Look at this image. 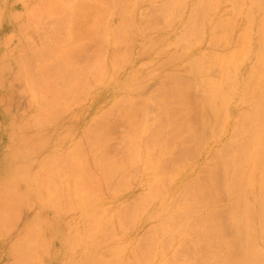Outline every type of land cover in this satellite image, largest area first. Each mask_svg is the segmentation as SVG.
Listing matches in <instances>:
<instances>
[{"label":"rangeland","instance_id":"374dc122","mask_svg":"<svg viewBox=\"0 0 264 264\" xmlns=\"http://www.w3.org/2000/svg\"><path fill=\"white\" fill-rule=\"evenodd\" d=\"M47 1H49V0H47ZM51 1H52V4L49 5L50 8H52L51 7L52 5L55 6L54 5L55 1H57V3H59V5L61 7H64L66 4V7H67V8L65 7L66 12H68V11L70 12V10L67 11L68 7H70V9H72L71 10L72 13H75V10L76 11L81 10V12H82L81 14H83V15H81V14H78V15L80 16V19H82L84 16V19L81 20V21H83L82 22L83 25L79 20L80 25H79V23L77 24V25H79V26H77L79 28H77L75 26L76 30H78L79 32L75 30L73 25H71V24L75 23L76 20H75V22H71V24H70L71 26H69V30L71 29V27L74 28L75 32H73V33L77 34V32H78L79 34H77V35L79 36V38H82L81 39L82 41L78 37L75 38V41H77L76 39H78L77 42L73 41L75 45L71 44V43H73L72 41H69V44H67L68 41L67 42L64 41V40H66L65 39L66 36H70V38H71V35H73V34L68 35V33L70 31L67 29L68 25H65L64 23H63V25H65L67 27L66 31L68 30V33L65 32V29H64L65 27H63V29H59V27H57V25L55 23L59 24V22L61 21L60 8H59V10L56 9L57 12L54 13L55 16H58V14H60V17L58 16V18H60V19L57 18V20H56V17L55 18H53V16L49 17L48 16L49 14L47 13V9L43 10L44 7L46 6L45 5L43 7V5L45 4L44 3L45 0H0V14H1L0 15V189H1L0 190V231H1L0 232V264H24V263L25 264H40V263L41 264H84V258H85L84 255H85V252L87 250H96L98 255L101 254L102 252H104L103 254H101L103 257L102 256H100V257L107 259V260H111L112 258L114 259V253L112 252L113 246H117V247L122 249L121 250L122 251L121 264H134V263L135 264H159L164 259L167 260L168 264H173L174 261H177V262H174V264H201V262L204 260L203 258H206L207 253H208V252L207 253L205 252L206 257L205 256L203 257L202 253H204L203 252L204 248H202V247H204V245H205L206 248H208L206 243H208L207 241L210 239L209 238L210 235L209 236L207 235V237H205L206 236L205 235L206 229H204L205 233L203 234V228L205 225L202 226V224H206L207 219L206 218L204 219V217L201 216L202 219H204L205 223H202L201 227H198V230H196L197 228H196L195 220H192L191 224H188V225H189V227L193 225L192 226L193 231L189 230L190 232H187V231L184 232V234L186 233L185 235L176 236L174 238L173 245H171L169 248L162 247V246H164L163 242L167 239V234H165V236H164V233L157 232L155 228H156L157 224H159L162 221V217H165L168 215V212L166 211V213L164 215H161V217L156 218V219H151L149 217L152 213H157L158 208H159L158 201L155 198H153L152 196H150L151 192H152V186H154V184H155L157 186V188H159L161 190H171V187L173 185L171 183V181L173 179L172 176L178 175L182 171H186L188 173V171L191 169H194V171H195L192 178L198 176L197 178L198 179L200 178L199 181L202 180L201 182H203V185H204V181L206 180L207 175L211 174L210 169H207V167L211 168L212 167L211 165L214 163V160H213L214 159V156H213L214 152L219 150L222 147V145L230 139L231 132L227 128H224L223 131L220 130L219 128H217V130H215L216 128L214 130L208 129L206 132L207 133L206 138L208 140L206 139L205 140L206 143L203 144V147L197 148L198 150L196 148H194L195 144H193V143L191 144V142L189 144L185 141V139L187 138V133H184L185 135L183 136V138L181 140H179V141L172 140L170 142V144H168L167 146H162L163 143L160 145V147L162 146V148L164 147L166 150L165 151L166 155H164L165 157L162 160V158H160V156H159L160 153H162L161 152L162 148H160L159 145L157 146V144H156V146H155V144L153 143L154 145L152 147L155 150V152H153L154 150L152 149L150 151V153H151L150 154L148 152V148H147L148 146L145 142V138L141 141L140 146H134L131 143L130 139L133 137V134L131 135V133L135 129L133 128V124L129 120H127V118H128V116H127L128 111L127 110L130 109V108H128V106H130L129 105L130 99H131L130 103L135 102L137 105H140V106L143 105L144 103H146L145 100L148 101L149 99H152V100L153 99L154 100L159 99V98H156V96L154 94L159 89H162L164 87L165 88H169V86L173 87L174 82H172L173 80H171L170 78H172V76H175V74H177V76H182L186 79H194V76L192 75L190 69L188 68L189 64L187 63L188 61L190 62L191 59L197 58V57L199 58L202 56L203 57L204 56L210 57L211 55H214L216 53H218L219 55H223V54L228 52L229 48H223V47L221 48L220 46H215V45L213 47L212 45H210L213 43L212 39H211V41H209V39L212 37V35L210 34V32H206V31L204 33H202L203 31L201 32V37H200V34H198V37H195L192 40L193 47H189L188 44H187V46H185L186 44L184 42L180 41L181 36L184 35L185 26L188 24V20H189L188 16L191 14V10L194 7L193 4H194L195 0H186V1L183 0L182 8L185 7L183 9V11L181 8V10H180L181 12H179L178 16L176 15V16H174V18L170 17L167 19H166L167 16H164V13L166 11L165 7H164V3H166L168 0H142V1L141 0H129L128 2H126L124 4L121 3V4H123L124 9H126V7H127L128 9L131 10V11L129 10V13L123 11L122 10L123 7L121 9V7L119 8L118 6H115V9L117 7V10L113 9L112 11H110V9H112L113 7H111L108 11H105V12L97 10V11H99V13H101L102 16L105 14L109 15L105 18L106 21L104 23H106V24H103L104 26L106 25V27L109 29L108 35L105 37L104 42L102 41L103 39L102 40L99 39L96 41V40H92L90 38H88V39L85 38L86 36H85L84 32L86 31L85 29H87V28L84 27L85 26L84 23L87 21V19L90 17V15H91V17H93L92 15L95 13L94 12L95 10H93V9H97L96 8L97 4L101 3V7H104V10H107V7L103 6V4L105 2H102L101 0L100 1L99 0H95V1L94 0H90V1L88 0L89 2L87 0H83V1L82 0L81 1H79V0H72V1L71 0H50V2ZM84 1H85L84 7L81 5L82 3L80 4V6H79V4L77 6H73V2L75 4H77L79 2H84ZM104 1H106V0H104ZM113 1H114V3L118 4L119 0H113ZM132 1H134V2H132ZM68 2H70V3H68ZM86 2H88L89 4L90 3H92V4L89 6H86V5H88V4H86ZM185 2H186V4H185ZM41 3H42V6H41ZM93 3H95L96 5H93ZM69 4H72V5H69ZM112 4H113V2H112ZM121 4H120V6H122ZM98 6H100V5H98ZM162 6L164 7V9ZM105 7H106V9H105ZM47 8H48V6H47ZM86 9H88V10H86ZM134 9H136V10L134 11ZM174 9L175 8H172L171 11H173ZM176 9H177V7H176ZM227 9H229V11ZM159 10H161L162 12ZM61 11H63L62 8H61ZM97 11H96V13H98ZM126 11H128V10H126ZM66 12H64L65 15L66 14L69 15V17L71 14V17L69 19L73 18L72 13L68 14L69 12L68 13H66ZM79 12H76L75 14H77ZM87 12H89V13H87ZM119 12L123 13V15L128 13L127 14L128 16L127 15L126 16L129 19L135 18L134 21L132 20L133 22H135L134 23L135 25L133 26L135 29L133 27H126L125 35L128 36L126 38L127 41H125L126 43L124 42L123 44H121V46L114 47L115 45L113 46V44H111V43L117 40L116 33L120 30V28L123 26V24L127 23L126 18H123V16L119 17L121 14L118 17L122 20H120L117 17ZM223 12L224 13L226 12L225 15ZM42 13H47V15L42 14ZM56 13H57V15H56ZM99 13H98V15H99ZM220 13H221V15L219 17L218 15ZM75 14H74V17L77 16V18H78L79 16L78 15L75 16ZM229 14H230V8L226 4V5H223L221 10L218 11L217 17L223 18L225 16L227 17ZM66 16L63 15V19ZM146 16H147V18H146ZM91 17H90V20H88V21H91V19H92ZM104 17H102V18L104 19ZM98 19H96V20H98ZM41 20L44 22H42ZM99 20L97 22H99ZM125 20H126V23H124ZM171 20H172V22H171ZM37 21H38V24L36 23ZM154 21H155V23H154ZM161 21H162V23H161ZM62 22H64V21H62ZM94 22H96V21H94ZM68 24H69V22H68ZM89 24L90 23L88 22L87 25H89ZM165 24H166V26H165ZM59 25L61 28L62 24H59ZM90 25H89V27L88 26H86V27H88V29H90ZM100 25L103 26L102 24H100ZM26 26H28V28ZM146 26H149V28ZM56 27L58 28L59 31L57 29H55ZM147 28H148V30H147ZM133 29L135 30V32H133ZM81 34L82 35L84 34V36L80 37ZM202 34L204 35V37H202L203 36ZM9 35H10V37H9ZM106 38L108 41L106 40ZM159 39H160L159 44H156ZM165 40H166V42H165ZM105 41L107 43H105ZM174 41H176L177 46L175 45ZM161 42H162V44H160ZM163 42L165 44L168 43L167 46L165 44H163ZM86 43H88L89 45ZM68 45H70L69 47H71L72 49L69 48ZM173 45H175V46H173ZM192 45H190V46H192ZM57 46H59L60 48H62V46H63L65 50H67V47H68L69 50H72V51L75 50V47L77 48V51H79V53L77 51H75V52H77V55L79 54L78 55L79 59L77 58L78 56L76 57V55H74L75 58L74 57L73 58L76 60L71 61L72 64H74L76 66V67L73 66V69L75 67V70L78 68L80 69L83 67V65H88V64L90 65V67H92L94 64L99 63L97 61H100V63H101V74H100V70L96 71V74H94L93 76H92L93 73H91L92 77H90V78H88V80H86V88H83L81 91H79L81 93H76L73 96H71L72 97V98L70 97L71 99H69V97H67V99L65 100V97L62 96V92L60 93V90L62 91V88L59 89V91H58L57 86H59V87H60V85H61V87L66 86V85H64L65 83L60 84L61 83L60 81L65 79V74H67V75L69 74V72H68L69 66L67 69L63 68L64 71H62L63 70L62 69L61 70L62 72H60V70L57 71V69L56 70L53 69L55 67L56 62H57V64L59 63V65H57V66L61 65L63 67V64H66V61H64V60L61 61L59 59L60 57H56V56L52 55V54H54V53H52L53 48H55ZM184 46L187 48H185ZM43 47H44V49H43ZM86 47H88V48H86ZM182 47H183V49H182ZM41 49H43L44 52ZM47 49H50L51 51L48 50V52H47ZM118 49L122 52H120ZM69 50H68V52L70 54ZM40 52H43V53L46 52L48 54H44V55L42 54V57H41V54H39ZM147 52H148V54H147ZM155 52H157V53H155ZM118 53L120 54L119 56L121 57V59L119 60L120 62L118 61L119 65H117ZM179 53H181V54H179ZM55 54L59 55L58 52H56V51H55ZM124 54H125V56H124ZM21 55L22 56L24 55V56L20 57ZM94 55H96V56H94ZM4 56H5V58L3 61L1 59ZM80 58H81V60H80ZM82 58H83V61H82ZM39 60H40V62H39ZM70 60H72V59H70ZM77 60H78V62H77ZM59 61L62 62V64ZM90 61L91 62L95 61V62L91 63ZM17 62H18V64H17ZM86 62L88 64H86ZM113 62L115 63V65ZM5 63L7 65H5ZM39 63L45 65L44 67L46 69H44L43 65H40ZM251 63L252 62L249 59L242 62L240 69H239V72H238V76L240 79H242L246 76V74L248 73V70L251 66ZM80 64L82 65L81 67H80ZM67 65H65V66H67ZM120 65H122V66H120ZM245 65H246V68H245ZM57 66H56V68H58ZM61 66H60V68H61ZM6 67H7V69H6ZM2 68H3V70H2ZM41 68H43L42 69L43 72L40 70ZM83 68H85V67H83ZM243 68H244V70H243ZM30 70H31V72H29ZM44 70H47V71H46V74H44L45 77L43 76V78H44L43 79L41 74L45 72ZM66 70L68 73L65 72ZM75 70H73V71H75ZM54 71H55V73H54ZM139 71H141L142 73H139V75L137 76V79L139 78L141 80L142 87L137 90L135 87H138L139 83L134 82V86L132 87L131 77L134 76L136 73L138 74ZM241 72H245V73L242 74ZM22 73L24 75H22ZM53 73H54V76L56 74L58 75V77H56V76H55L56 78L54 77L53 81H55V83H56V81L59 79L60 83L58 85V81H57V83H56L57 86H55L52 83V85H51L52 87L49 86L50 85V83H49V85H48L49 86L48 87L49 93L46 91L44 96H45L46 100H48V101L50 100L49 101V103H50L52 100H54V95L51 93V91L56 90L60 94V97L62 96V98H64L63 101H62V99L59 98L60 103H63L62 104L63 106L60 104L62 107L61 108L59 107L58 111H56L57 109H55V110L53 109L54 111H51L48 108L42 107L43 106L42 102H41L42 98L40 97L39 94L35 93V91H34L37 87H35V86L33 87L31 85V83L33 85H35V84H43L44 85V82H46V84H47V82L49 80L48 76L53 77ZM63 73H64V78L62 79L61 76ZM97 74L99 76H101V78L98 77ZM165 74H166V76H165ZM86 77L84 75V77L82 79H84ZM97 77H98V79H97ZM148 77H151V78H149L150 80L148 79ZM99 78L101 80H99ZM36 79H38V80H36ZM46 79H47V81H46ZM50 79H52V78H50ZM89 79L92 82L89 81ZM29 80L31 81V83ZM63 82H66V80H63ZM167 82L168 83L170 82V83L168 84ZM137 84H138V86H137ZM145 84L148 86H147V88L144 89L143 87ZM30 85L33 87V89L30 88ZM166 85H168V87ZM24 86H26V87H24ZM87 87H89V89H87ZM25 88L27 89V91ZM142 89H144L145 91ZM168 90H170V89H168ZM171 90H173V89L171 88ZM199 90L200 89L199 88L197 89V87L192 88L191 89L192 94L191 93H190L191 95L189 94L190 97L188 96V98H187V96L185 95V97L187 98V99H185V101L188 102V103L185 102V104H182L183 101L179 102L181 99L179 97H176V96H180L178 93H176V95L173 96L172 94H175V92H171L172 97L168 96L169 98L166 97L167 99H165L163 97L164 95H162L163 98H161L160 100L162 101V99H163V100H165L164 102H166L165 104L163 103V101L161 102L164 104V106L162 105V108H165V105H167L168 109L169 108L171 109L172 107H175V105H177V107H178L180 105L179 103H181L186 110V113L183 112L184 116L186 114L187 115L186 118H189L190 122L192 120H194V122L192 121L191 123L185 122L186 120L184 121V123L183 122H181V123L182 124H186V123L191 124L192 128H193L194 124H192V123L198 124L199 119H200V115H201L200 113L198 114V112H200L199 107H200V99H201V93H200L201 90L200 91ZM188 91L190 92V89ZM188 91H186V93H189ZM33 93H35L37 95L35 96ZM152 93H154V94H152ZM196 93H198V94L196 95ZM166 94L170 95L169 92ZM37 96H39V98L41 100L36 99L35 97H37ZM154 96H155V98H153ZM182 97H184V96L182 95ZM59 100H57V101H59ZM152 100H150V103ZM143 101H144L143 104L139 103V102H143ZM158 101L155 100L154 104L158 105L160 103V101L159 102ZM196 102H197V104H196ZM29 103L31 106L29 105ZM124 103H126V104H124ZM58 104H59V102H58ZM58 104H57V106H58ZM151 104H153V103H151ZM169 106H171V107H169ZM230 106H231V108H230L231 110H234L235 108L236 109L237 108L238 109L244 108L242 105H239L237 103V101H235V100L233 102H231ZM180 107L177 108L176 114H179L182 111V109H180ZM125 108H126V110H125ZM159 108H154L151 110V112L149 114L150 116H148L150 118H148V120L150 119V120H152V122L149 121V123H148V121H147V123L149 125L151 123H154L153 118H155V117L157 119L159 118L157 116H154V114L159 115V113H158ZM181 108H183V107H181ZM67 109H69V110H67ZM165 109H167V107ZM178 109L180 111L179 113H178ZM47 110H50L51 113L54 112L53 114L58 112L55 115L57 117L59 116L58 118H56L57 120L54 119L52 122L47 121V119H45V118H48V114L50 113V111L48 112ZM174 110H176V108H174ZM41 111H42V118L44 119V123H42L43 125L37 122L38 117H40ZM171 112H172L171 115L173 117L168 115V117L164 116L165 117L164 118L162 115H160L161 117L159 118V120L162 119V117L167 121L169 120V116L173 118V120H172L173 122L169 121V123H168L169 126H172V128L170 129V132H171V136L173 137L176 135V129L178 126V120H179L180 114L177 118H175L176 117V116L174 117L175 111L174 112L171 111ZM171 112H168L167 114H170ZM62 113H65L66 116H64L65 114H62ZM183 113H182V116H183ZM50 114H49V116H51ZM197 115H199V116H197ZM51 117H53V116H51ZM197 117H198V119H197ZM182 118L184 120L185 117H182ZM26 119H29V120H26ZM170 120H171V118H170ZM189 120L187 119L188 122H189ZM161 123H163V122H161ZM171 123H173V125H170ZM129 130H131V131H129ZM51 133H53V134H51ZM189 135H190V133H189ZM88 136H89V138H87ZM144 137H146V135ZM61 138H63L64 143H63ZM84 138L87 139V141L83 142L85 140ZM124 138L127 141H125ZM42 140H44V141H42ZM100 140H103V141H101V143L103 142L102 144L100 143ZM31 141H33L34 143ZM47 141H49V142L47 143ZM149 141H150V138H149ZM154 141L152 139V142H154ZM157 141L158 140H156V143H157ZM39 142H40L41 149L39 146ZM127 142L131 144V145L129 144L131 147L133 146L132 149L134 150V152L130 151L129 148H131V147L128 145ZM84 143H86V144H84ZM150 143H151V141H150ZM158 143L160 144V141ZM171 143H173V144L171 145ZM208 144H210L209 150L211 149V151L208 150V148H207L208 146L205 147ZM32 145L33 146L35 145L36 148H34ZM37 145L39 147H37ZM77 145L79 148L76 147ZM151 145H152V143H151ZM126 146L127 147L129 146V148H127ZM26 147H28V148H26ZM166 147H167V149H166ZM74 148H75V150H72ZM134 148H136V149H134ZM21 149H22V151H21ZM77 149L80 151L81 158H82V160L84 159L83 162L87 166V167H85L84 170H80L77 166L76 167L73 166L71 168V166L69 165V162L67 161V157H69V155H70V157H72V155H73V157L74 156L76 157V155H74V154H76ZM188 149H190V150H188ZM191 149H192V151H194V149H195V151L191 152ZM30 151L31 152L33 151V152L31 153ZM135 151H137V152H135ZM185 154H187V155H185ZM28 155H30V157ZM188 155H189V157H188ZM65 156H66V161H65ZM99 156L102 159V162H103L102 165L103 166L108 165L111 167V169H113V175L111 177L109 176L110 178L108 176L106 178L105 177L106 175L104 173H102L103 167L100 166L101 164H100V160H99L100 157ZM129 156L134 157L133 159H137L136 162L139 160V162H140V163L138 162L139 165L137 163L134 164L135 161H133V163H129V162H131L130 160H128ZM211 156H213V158ZM60 157H62V158L64 157L65 162H61V161L59 162ZM75 157H74V159H75ZM98 157H99V159H98ZM72 158H70V159H72ZM105 158H107V159H105ZM89 159L92 160L93 162L91 161V163H90ZM85 160L88 162H86ZM127 160H128V162H127ZM151 160H152V162H150ZM62 161H63V159H62ZM146 161L147 162L149 161V162L146 163ZM162 161H164V162H162ZM54 162H56V163H54ZM112 162H113V164H112ZM87 163H89V164H87ZM54 164H56V167H55V169H53L54 170L53 173H47V174L44 173L45 175L44 174L43 175L45 176V178H43V177L39 178V180L40 179L45 180V185L41 186V183L38 181L36 176H38V175L42 176L43 171L46 172V170H47L46 168L48 166L54 165ZM118 164H120L121 166ZM117 165H118V168H117ZM159 165H160V168H159ZM18 166H26V168L23 171H18V173H17L16 168ZM76 169H77V172L79 171V174L76 173V171H75ZM135 170L138 171V173ZM163 170H164V172H163ZM35 172H37V174L39 172L40 173L38 175H35L36 174ZM55 172L57 175L54 174ZM84 172H85V174H84ZM81 173H83V174H81ZM114 173H115V176H114ZM46 175H48L49 177L48 176L46 177ZM79 175H81V176H79ZM89 175L92 176V178ZM101 175H104V177L106 179L102 178L103 176L101 177ZM117 175H118V177L116 179ZM15 176H17L18 178L21 176L20 178L22 179V181H21L22 183L20 182V180H21L20 178H19V181H16L17 183L19 182V184H17L16 182H12V179ZM99 176H100V179H99ZM121 176H123V178H119ZM189 178H191V177H189ZM108 179H110V180H108ZM36 180H37V182H36ZM80 180H81V182H80ZM82 180L83 181L86 180L85 182L89 181V183H87V185L90 183H93V181L96 182V184H94L95 183L94 182L93 183L94 185L92 184L93 186H90L91 188L89 187V185L87 186L90 189V191H92V193H93V194L91 193L92 197H91V201L89 203L92 206L88 208L89 209L88 213L86 212V210H85L86 208L84 207L83 202H82L83 198H82L81 194L84 196L83 192L81 191L80 195H75V194H72V192H71L72 187H74L76 184L78 185L79 183H82V184L84 183V182H82ZM74 182H76V183H74ZM182 182H183L182 178L180 180L178 179L177 184H182ZM206 183H207V181H205V185H206ZM54 184H56V185H54ZM29 185H31V186H29ZM203 185L201 183L202 187H203ZM50 186L56 187V189H55V191H57L56 197H57L59 203H54V201L50 199V194L55 192V191H53L54 190L53 188L49 189ZM182 186H185L184 183L180 187H182ZM14 187L16 189H14ZM205 187H203L204 189L202 192V197L207 196L208 193H206V192H209V188L207 189ZM175 188L178 189L179 186L178 187H172V189H175ZM49 190H50V192H48ZM210 190L212 191L213 189L211 188ZM21 192H23V193H21ZM25 192H27L28 194ZM8 193H9V196L7 195ZM10 193H11V195H10ZM59 193H60V196H59ZM16 194H18V196H16ZM190 194H192V193H190ZM217 194L219 195V192ZM13 195H15V196L13 197V200H12L11 196H13ZM20 195H22V196H20ZM187 195L188 196L186 198L184 197V199L186 201H188L187 198H191V196L189 194H187ZM199 195H200L199 198H197V196H196V198L198 200L195 198V196H194V198L196 199L195 200L196 202L199 201L198 203H200L201 206L198 204H195L194 203L195 201L194 202L192 200L191 201L195 204V206L198 205L200 208L202 206H204L203 207L204 212L201 214H205V211H207V208H208V211H210V212L206 213L207 215H205V217L207 216V218L209 216H211L214 208H217V209H215V211L217 212V210L219 211V209H221V210L225 209L229 205L228 196H226V194L224 192H221L217 198L214 197V199L211 200L210 204L211 203L213 204V202L215 204V205H213L214 207H212V205H210L211 207L209 206L212 210L211 211L208 206H206L207 208L205 209V205L208 204V203H205L206 197H204V200H203V198L201 197V194H199ZM25 196H26V200H25ZM5 197H6V199L8 197H10L11 201H14L13 203L11 202V205L13 204L11 207H13L14 204H16L17 206L18 205L20 206V208H18L19 206L17 207L15 205L16 208L20 209L19 212H18V209H16L15 207L11 208L8 206L10 204V202H9L10 198H9V200L6 201ZM15 197H16V199H14ZM18 197H20V198L17 199ZM52 197L54 198L55 196H52ZM74 197H75V199H74ZM180 197H182V196H180ZM72 198H73V200H72ZM207 198H206V200H209ZM191 199H193V197ZM186 201H185V203L188 205L190 201H188V203ZM3 202H4V206H3ZM20 202H21V204H19ZM25 203L26 204L28 203V204L26 205ZM204 203H205V205H204ZM6 205L8 207H6ZM22 205H24L23 207L25 209H23ZM1 206L3 208H6L3 210L5 215H3V212H1L3 209V208L1 209ZM188 206H190V204ZM191 206H190V208H192ZM195 206H194V209L195 210L197 209L196 212L199 211L200 210V209H198L199 207L197 206L198 208H196ZM7 208L8 209L10 208L12 212L10 210H7ZM121 208H122V210H121ZM173 209H175V208L172 205L171 210H173ZM8 211H10V212H8ZM15 211H17L18 213H16ZM222 211H224V210H222ZM10 213H12L14 216L12 214L10 215ZM89 214H94L95 216L97 214V219L95 218V222L93 219H91L89 217L90 216ZM115 214H117V215H115ZM140 214H141V216H140ZM221 214H222V216H220L221 217V220H220L219 215H221ZM6 215H7V217L12 216L11 217L12 219L14 217L15 218L12 221L11 218L10 219L6 218ZM16 215H17V217H16ZM87 215H89V216H87ZM195 215H196L195 216V218H196L197 215H199V214H195ZM200 215H199V217H197L198 219L200 218ZM219 215H215L218 218H216L215 222L213 221V223L208 222L209 225H207V227L213 226V224H217L216 223L217 221H218L219 225H222V222H224V221L226 222V217L224 216V214L219 213ZM2 216H3V218H2ZM4 216H5V218H4ZM86 217H88V219L90 218L89 219L90 221L88 223H86V221H88V219ZM222 217H224V218H222ZM99 218H100V220L98 222H96V220H98ZM125 218L127 220H125ZM133 218H135V220ZM5 219H7V221L9 220L11 223L8 221V225H7V221ZM104 219L107 221H105ZM217 219H219L221 222ZM46 220L49 221L48 224H45V223H47ZM92 220H93V225H95V227L90 225V224H92ZM119 220H121V221H119ZM109 221H110V223L111 222L112 223L109 224L108 223ZM124 221H126L127 223ZM204 221H202V222H204ZM104 222H105V224L103 225ZM76 223L78 225H76ZM107 223L109 226L107 225ZM134 223H135V225H134ZM199 223H201V222H199ZM38 224L40 226H37ZM198 224H197V226H199ZM11 225H13L16 228L11 229L13 227ZM44 225H46V226H44ZM47 225H48V227H47ZM87 225L90 227V230H89L90 233L87 230L88 235L87 234L85 235L84 231H86L85 229L88 228ZM153 225H156V226H153ZM106 226H107V228L105 230L106 232L101 233L102 231H104L103 228ZM4 227H6V228L4 229ZM108 228H110V229H108ZM122 228L126 229V230H123ZM187 228H188V226H187ZM199 228H202V231ZM205 228H206V226H205ZM41 229H42V231H41ZM92 229H94V231ZM114 229H116L117 231ZM25 231H26V233H25ZM30 231H32V233H33L32 237L34 238V241H35L34 242L35 245L33 248H36L35 254H36V256H38V258H36V257L30 258V256L28 255L29 250L27 251V248H28L27 244H23L26 236L28 235V233ZM43 231H44V233H42ZM195 231H197V232H195ZM150 232L155 234L153 236L156 238H154L153 240L151 239L152 235L150 234ZM2 233H4V235ZM227 233H228L227 237L233 236L232 230L226 229L224 231V234H227ZM22 234H24V235H22ZM157 234H159L160 236L158 237ZM162 235H163V238H162ZM202 235H205V236H202ZM82 237H84V238H82ZM102 238L104 240L105 239H107V240L104 241ZM75 239L76 240L78 239L79 241H76V242H79V243H76L74 241ZM100 239H102V241H100ZM150 239L152 240V242H150L151 241ZM16 240H18V242ZM68 240H70V241H68ZM205 240H207V241H205ZM47 241H49L50 243ZM70 242L72 243V246H71ZM186 242L188 243V245ZM195 242L197 244H199V247H201V250L199 252H198V250L200 248L198 247V245H196L198 249L196 248V246L194 245ZM44 243L46 244V246ZM47 243L50 244V247H49V245H47ZM94 243L97 244V247H96V244H94ZM98 243L100 244V246ZM139 244H141V245H139ZM18 245L20 246L19 248L22 247L23 250L17 248ZM142 245L145 247L142 248L141 247ZM147 245L149 248L147 247ZM181 245H183V246L181 247ZM151 246H152V248H151ZM193 246H195V247H193ZM23 247H27V248L25 249ZM106 249H109V250H106ZM160 249H162V250H160ZM196 249H197V251H196ZM134 250L135 251L137 250L135 252V253H137L136 256H134V254H133ZM166 250H167V252H166ZM206 250L208 251V249H206ZM145 251L147 253H145ZM12 252H17V253L12 255ZM141 252H143V253H141ZM197 252L201 255H199ZM20 253L23 254L22 257L20 255ZM128 253L131 255H129ZM199 256H200V258H199ZM142 258L143 259L145 258V260H143ZM152 259H153V261H151ZM198 259H200V260H198ZM201 259H203V260H201ZM19 260H21V262H23V263H21ZM140 260H141V262H140ZM15 261H17V262H15ZM18 261H19V263H18ZM33 261H35V262H33Z\"/></svg>","mask_w":264,"mask_h":264},{"label":"bare ground","instance_id":"6f19581e","mask_svg":"<svg viewBox=\"0 0 264 264\" xmlns=\"http://www.w3.org/2000/svg\"><path fill=\"white\" fill-rule=\"evenodd\" d=\"M72 1V0H71ZM81 1V0H79ZM83 1V0H82ZM88 1V0H87ZM90 1V0H89ZM88 1V2H89ZM95 1V0H94ZM100 1V0H99ZM102 2H105L103 4V6H106L107 7V10H104V7H101V3L97 4L96 8L97 9H93L95 10L94 14L92 15L93 17H90L92 18L91 21H88L90 20V17L87 19V23L85 24L84 23V27L87 28L85 29L86 31L84 32L85 33V38H90L92 40H99V39H103L102 41L104 42L105 40V37L108 35V28L106 27V25L104 26L103 24H106L104 23L106 20L105 18L109 15H101V13H99V11H102V12H105V11H108L111 7H113L112 9H110V11H112L113 9H115V6H118L119 8L123 7V4L128 2L129 0H119L118 1V4L117 3H114L113 0H101ZM113 4H112V2ZM142 1V0H141ZM168 0L166 3H164V7H165V13H164V16H167V18H170V17H173L174 16H178L179 12H181V8H182V3H183V0ZM186 1V0H185ZM49 2V3H48ZM86 2V6H89L91 5L92 3H88ZM134 2V1H132ZM146 2V1H145ZM45 4L43 5L44 9H47V13L49 14L48 16L55 18L56 17V20L58 18V16L60 17V14H61V21L59 22V24H62L61 25V28H60V25L55 23L57 25V27H59V29H63V27H65V32L68 33V30H69V26L73 25V27L75 28L76 30V27L80 25V22L82 23L83 21H81L82 19H84V16L82 19H80V16L78 14H81V10L79 11H76L75 10V13L76 12H79L77 14L75 13H72V9H70V7H68L67 11L70 10V12H66V4L64 7H61L59 5V3H57V1H55V6H51L52 8L49 7V5L52 4V1L50 2L45 0L44 2ZM70 3V2H68ZM82 3V4H81ZM122 6H120V4ZM73 2V6H77L80 4L84 7L85 5V1L84 2H79L77 4H75ZM109 6H108V5ZM116 4V5H115ZM129 4V3H128ZM186 4V2H185ZM228 5L229 8H230V14L226 17H223V18H218L217 17V13L219 10H221L222 6L223 5ZM58 5V6H57ZM69 5H72V4H69ZM93 5H96L95 3H93ZM100 5V6H98ZM194 7L192 8L191 10V14L188 16L189 20H188V24L185 26V32H184V35L181 36L180 38V41L184 42L187 46V44L189 45V47H193L192 45V40L195 38V37H198V34H200V37H201V32L204 33L205 31L206 32H210V34L212 35V37L209 39V41H213L212 45L214 47L215 46H220L221 48H229L228 49V52L223 54V55H219L218 53L214 54V55H209L210 57H207V56H202V57H197V58H193L190 60V62L188 61L187 63L189 64V69L192 73V75L194 76V79H186L182 76H177V74H175V76H172V78H170L171 80H173L172 82H174V88L169 86V88H162V89H159L155 94L156 98H159V99H155V100H159L160 103L163 101V103L165 104L166 102H164L165 100L162 99V101L160 100L161 98H165L167 99L166 97L168 96H171L172 95H176V93H178L180 96H176V97H179L181 100L179 102H182V104H185V99L188 98V96L190 97V95L192 94L191 92V89L194 88V87H197V89L199 88L200 90V93H201V99H200V112H198V114L200 113V119H199V122L198 124H195V123H192L194 124L193 128H192V125L191 124H187V123H191L192 121L194 122V120H192L191 118V122L189 120V118H186L187 115L185 114L184 116V113H186V110L184 108V106L181 104V103H177L179 106L177 107V105H175V107H172L170 110L168 109V106L165 105V108L167 107V109L165 108H162V105L164 106L163 103H159L158 105L157 104H154L155 103V100L153 99H149L148 101H146V103L143 102H139L140 104H143V105H137L135 102H131V99H130V102H129V105L128 108H130L129 110H127V120H129L132 124H133V128L135 130L132 131L131 135L133 134V137L130 139L131 143L134 145V146H140L141 144V141L145 138V142L147 144V148H148V152L150 153V151L153 149V145L157 144V146L160 145L163 143H165L164 145L162 144V146H167L168 144H170V142L172 140H181L183 138V136L185 135L184 133H187V138L185 139V141L187 143L191 144H195L194 145V148H201L203 147V144H205V140L207 139L206 138V132L208 129H211V130H217V128H219L220 130H224V128H227L230 132H231V137L230 139L225 142L222 147L215 151L213 156H214V163L211 165L212 167L209 168L207 167V169H210L211 171V174H208L207 177H206V180L207 183L205 185V181H204V186L203 185V182L199 181V179L197 177H193L192 176L194 175L195 171L194 169H191L188 171V173L186 171H182L181 173H179L178 175H175V176H172L173 179L171 181V183L173 184L172 187H178V189H172L171 187V190H161L159 188H157V186L154 184V186H152V192H151V195L153 198H155L157 201H158V205H159V208H158V211L157 213H152L149 217L151 219H156V218H159L161 217V215H164L166 213V211L168 212V215L165 216V217H162V221L156 225H153V226H156V231L157 232H162L164 233V236L165 234H167V239L163 242V245L162 247L164 248H169L171 245H173V242H174V238L176 236H180V235H185L184 232H190L192 230V226L189 227L188 224H191L192 220H195V223H196V230H198V227H201V224L202 223H205L204 219L206 218V224H202V226H204L203 228V234L205 233V235H202V236H205L207 237V235L209 236V240H205L207 241L208 243H206L207 247L204 245V250L202 253V256L206 257V253H207V257L206 258H203L201 260H203L201 262V264H264V0H195L194 1ZM192 5V6H193ZM41 6H42V3H41ZM48 6V8H47ZM58 8H57V7ZM60 6V7H59ZM129 6V5H128ZM177 9H176V7ZM55 7V8H54ZM66 7V8H65ZM105 7V9H106ZM130 7V6H129ZM154 7V6H153ZM163 7V6H162ZM161 7V8H162ZM163 7V9H164ZM60 8V14H58V16H55V12H57V10H59ZM61 8L63 11H61ZM87 8V7H86ZM118 8V9H119ZM160 8V7H159ZM172 8H175L173 11H171ZM185 8V7H184ZM182 8V11L183 9ZM57 9V10H56ZM65 9V10H64ZM90 9V8H89ZM155 9V8H154ZM162 9V10H163ZM88 10V9H86ZM91 10V9H90ZM92 10V11H93ZM99 10V11H97ZM117 10V7L116 9ZM123 11L125 12H128L129 13V10L127 7L126 9H122ZM128 10V11H126ZM136 9H134L135 11ZM177 10V11H176ZM225 10V9H224ZM229 11V9H227ZM96 11L99 13H96ZM131 11V10H130ZM133 11V10H132ZM161 11V10H159ZM223 11V10H222ZM43 12V11H42ZM45 12V11H44ZM72 13V17L71 19H69L71 17V14H70V17L69 15H65V13ZM84 12V11H83ZM162 12V11H161ZM160 12V13H161ZM47 13H42V14H46ZM85 13V12H84ZM89 13V12H87ZM127 13V14H128ZM224 13V12H223ZM222 13V14H223ZM226 13V12H225ZM224 13V15H225ZM74 14L75 16L78 15L79 17L77 18L74 17ZM121 14V15H120ZM127 14L123 15V13L119 12V14L117 15V17H122L123 18H126L127 20V23H126V20L124 21V23L126 24H123V26L120 28V30L116 33V36H117V40L112 42L111 44H113L114 47L116 46H121V44H123L126 40V38L128 37L127 35H125V32H126V27H133L135 24V22H133L135 20L134 19H129L127 18ZM147 14V13H146ZM162 14V13H161ZM168 14V15H167ZM1 15V14H0ZM57 15V13H56ZM63 15L66 16L64 19H63ZM83 15V14H81ZM127 15V16H126ZM132 15V14H131ZM163 15V14H162ZM221 13L218 15L220 17ZM97 18H96V17ZM105 16V17H104ZM161 16V15H160ZM82 17V16H81ZM104 17V19L102 18ZM118 17V18H119ZM20 18V17H19ZM58 18V19H60ZM75 18V19H74ZM86 18V17H85ZM100 20H99V19ZM147 18V16H146ZM187 18V19H188ZM70 21H69V20ZM73 19V20H72ZM99 22H97L98 20ZM103 19V20H102ZM120 19V18H119ZM129 19V20H128ZM160 19V18H159ZM55 20V21H56ZM76 20V22H75ZM80 20V22H79ZM96 22H94V21ZM102 20V21H101ZM122 20V19H120ZM124 20V19H123ZM133 20V21H132ZM162 20V19H161ZM170 20V19H169ZM36 21V20H35ZM42 21V20H41ZM54 21V22H55ZM64 21V22H62ZM69 24H68V22ZM78 21V22H77ZM85 21V20H84ZM101 21V22H100ZM187 21V20H186ZM33 22V21H32ZM44 22V21H42ZM71 22H75L73 24H71ZM88 22L91 24L90 25V29H88L89 25ZM123 22V21H122ZM168 22V21H167ZM172 22V20H171ZM175 22V21H174ZM38 24V21L36 22ZM63 23L65 25H68V28L63 25ZM79 23V25H77ZM97 23V24H96ZM149 23V22H148ZM147 23V24H148ZM153 23V22H152ZM155 23V21H154ZM162 23V21H161ZM186 23V22H185ZM184 23V24H185ZM28 24V23H27ZM71 24V25H70ZM75 24V25H74ZM99 24V25H98ZM100 24H102L103 26H101ZM32 25V24H31ZM55 25V26H56ZM83 25V23H82ZM149 25V24H148ZM168 25V24H167ZM54 26V27H55ZM76 26V27H75ZM88 26V27H86ZM166 26V24H165ZM23 27V26H22ZM28 28V26H26ZM45 27V26H44ZM55 28L58 30V28ZM82 27V26H81ZM115 27V26H114ZM149 28V26H146ZM151 27V26H150ZM31 28V27H30ZM66 28L68 29L66 31ZM74 28L71 27V29L69 30L70 34L68 33V35H71V38L70 36H66V40L64 41H68L67 44H69V41H74V42H77L78 39H76L77 41H75V38L79 36L77 34H79L78 31L77 34L76 33H73L75 32L74 31ZM79 28V27H77ZM134 28V27H133ZM147 28V30H148ZM23 29V28H22ZM53 29V28H52ZM135 29V28H134ZM133 29V32H135V30ZM44 30V29H43ZM54 30V29H53ZM56 30V31H57ZM59 31V30H58ZM64 31V30H63ZM62 32V31H61ZM158 32V31H157ZM152 33V32H151ZM203 35V34H202ZM75 36V37H74ZM84 36V34L80 35V37ZM10 37V35H9ZM12 37V36H11ZM74 37V38H73ZM131 37V36H130ZM129 37V38H130ZM165 37V36H164ZM199 37V38H200ZM204 37V35L202 36ZM13 38V37H12ZM43 38V37H42ZM46 38V37H45ZM72 39V40H71ZM80 40L82 38H79ZM203 39V38H202ZM16 40V39H15ZM79 40V41H80ZM107 40V38H106ZM146 40V39H145ZM167 40V39H166ZM165 40V42H166ZM198 40V39H197ZM63 41V40H62ZM82 41V40H81ZM80 41V42H81ZM84 41V40H83ZM108 41V40H107ZM35 42V41H34ZM73 43H71L72 45H75ZM102 42V43H103ZM160 42V39L157 41L156 44H159ZM168 42V41H167ZM175 42V45H176V41ZM197 42V41H196ZM44 43V42H43ZM79 43V42H78ZM89 43V42H88ZM86 43V44H88ZM94 43V42H93ZM105 43H107L105 41ZM126 43V42H125ZM46 44V43H45ZM77 44V43H76ZM80 44V43H79ZM100 44V43H99ZM154 44V43H153ZM162 44V42L160 43ZM163 44H165L163 42ZM168 43H166L165 45L167 46ZM84 45V44H83ZM89 45V44H88ZM98 45V44H97ZM126 45V44H125ZM124 45V46H125ZM173 45V46H175ZM180 45V44H179ZM192 45V46H190ZM209 45V46H210ZM60 46V45H59ZM59 46L53 48L52 50V54L53 56H56V57H60L59 59L61 61H66V64H63V67L61 66H57L59 65V63L55 64V67L53 68L54 70L57 69V71L60 70V72L64 71V69H67L68 66V72L69 74H65V79L64 78V73L62 74V79L63 80H66V82H63L60 81L59 82V79L57 80L58 81V85L59 83L60 84H64L66 86L64 87H60L57 86V81L55 83L54 80V77H58V75L56 74L54 76V73H53V77H49V80L46 84V82H44V85L43 84H35L33 85L31 83V85L34 87H37L34 91L35 93L39 94L40 97L42 98V107L44 108H48L50 109L51 111H54L55 109H57L56 111H58L59 107L61 108L63 105V103H60V99H62V101L64 100V98H62V96L65 97V100L67 99V97H69V99H71L74 94L76 93H81L79 91H81L83 88H86V80H88V78L92 77L94 74H96V71H99L100 70V74H101V63L100 61H97L99 63H96L94 64L92 67H90V65L86 62V64L88 65H83V67L85 68H78L75 70V65L72 64L71 61L73 60H76L74 59L76 55V57L79 55H77V52L79 53V51H77V48L75 47V50H69V47L70 45H68L67 47V50L64 49V47L62 46V48H60ZM79 46V45H78ZM85 46V45H84ZM127 46V45H126ZM151 46V45H150ZM164 46V45H163ZM165 46V47H166ZM177 46V45H176ZM184 46V47H185ZM73 47V46H72ZM80 47V46H79ZM46 48V47H45ZM88 48V47H86ZM129 48V47H128ZM187 48V47H185ZM44 49V47H43ZM41 49L43 52L44 50ZM51 49V48H50ZM50 49H47V52L48 50ZM72 49V48H71ZM74 49V48H73ZM152 49V48H151ZM183 49V47H182ZM40 50V51H41ZM68 50L70 51V54L68 52ZM79 50V49H78ZM119 50V49H118ZM46 51V50H45ZM51 51V50H50ZM55 51L58 52L59 55H56L55 54ZM77 51V52H75ZM120 51V50H119ZM43 52H40L39 54H41V57H42V54H48V53H43ZM117 52V51H116ZM122 52V51H120ZM187 52V51H186ZM74 53V54H73ZM76 53V54H75ZM157 53V52H155ZM215 53V52H214ZM38 54V55H39ZM117 54V53H116ZM148 54V52H147ZM181 54V53H179ZM27 55V54H26ZM120 54L118 53V57H117V65H119L118 63L120 62L119 60L121 59V57L119 56ZM183 55V54H182ZM181 55V56H182ZM24 56V55H23ZM22 55L20 57H23ZM96 56V55H94ZM125 56V54H124ZM142 56V55H141ZM146 56V55H145ZM173 56V55H172ZM180 56V55H179ZM184 56V55H183ZM34 57V56H33ZM74 57V58H73ZM206 57V58H205ZM4 57H2L1 60L4 61ZM53 58V57H52ZM51 58V59H52ZM63 58V59H62ZM79 59V56L77 57ZM86 58V57H85ZM84 58V59H85ZM176 58V57H175ZM23 59V58H22ZM35 59V58H34ZM50 59V60H51ZM72 59V60H70ZM97 59V58H96ZM146 59V58H145ZM174 59V58H173ZM251 60V66L248 70V73L246 74V76L242 79L239 78L238 76V72H239V69H240V66L242 64L243 61L245 60ZM20 60V59H19ZM81 60V58H80ZM82 61H83V58H82ZM102 61V60H101ZM119 61V62H118ZM122 61V60H121ZM179 61V60H178ZM30 62V61H29ZM40 62V60H39ZM60 62V61H59ZM78 62V60H77ZM89 62V61H88ZM91 62V61H90ZM95 62V61H94ZM94 62H91V63H94ZM164 62V61H163ZM26 63V62H25ZM62 64V62H60ZM65 63V62H64ZM83 63V62H82ZM114 63V62H113ZM18 64V62H17ZM40 64V63H39ZM68 64V65H67ZM84 64V63H83ZM5 65H7L5 63ZM22 65V64H21ZM26 65V64H25ZM40 65H43V64H40ZM67 65V66H65ZM115 65V63H114ZM45 65H43L44 67ZM56 66L59 68H56ZM73 66L74 69H73ZM82 65L80 64V67ZM122 66V65H120ZM66 67V68H65ZM103 67V66H102ZM118 67V66H117ZM156 67V66H155ZM158 67V66H157ZM21 68V67H20ZM19 68V69H20ZM64 68V69H63ZM116 68V67H115ZM245 68H246V65H245ZM5 69V68H4ZM7 69V67H6ZM33 69V68H32ZM31 69V70H32ZM43 68H41L40 70L43 72L42 70ZM44 69H46L44 67ZM63 69V70H62ZM75 71H73V70ZM113 69V68H112ZM3 70V68H2ZM31 70L29 72H31ZM52 70V69H51ZM62 70V71H61ZM71 70V71H70ZM244 70V68H243ZM22 71V70H21ZM45 72L42 73V78L44 76V74H46V71L47 70H44ZM142 71V70H141ZM141 71L138 72V74L136 73L134 76L131 77V83H132V87L134 86V82H137L139 83V86L137 84L138 87H135L137 90L140 89L142 87V84H141V80L138 78L137 79V76L139 75V73H142ZM3 72V71H2ZM59 72V73H60ZM67 72V70L65 71ZM67 72V73H68ZM4 73V72H3ZM40 73V72H39ZM52 73V72H51ZM91 73L92 76H91ZM242 74H244L245 72H241ZM167 74V73H166ZM165 74V76H166ZM241 74V75H242ZM22 75H24L22 73ZM84 79H82L83 77ZM60 76V75H59ZM98 77L101 78V76H99L97 74ZM45 77V76H44ZM55 77V78H56ZM97 77V79H98ZM47 78V79H48ZM52 78V79H50ZM60 78V77H59ZM99 78V80H101ZM151 78V77H148V79ZM35 79V78H34ZM44 79V78H43ZM46 79V81H47ZM38 80V79H36ZM40 80V79H39ZM150 80V79H149ZM89 81H91L89 79ZM94 81V80H93ZM168 81V80H167ZM36 82V81H35ZM40 82V81H39ZM63 82V83H62ZM88 82V81H87ZM92 82V81H91ZM50 83V85H49ZM52 83L58 87V91L59 89L62 88V91L60 90V93L62 92V96L60 97V94L56 91V90H53L51 91V93L54 95V100H52L50 103L48 100H46L44 94L46 93V91L49 93V86L52 85ZM97 83V82H96ZM99 83V82H98ZM168 83V82H167ZM170 83V82H169ZM168 83V84H169ZM166 84V83H165ZM30 85V88L33 89V87ZM49 85V86H48ZM53 85V86H54ZM54 86V87H55ZM88 86V85H87ZM148 85H144V89L147 88ZM168 87V85H166ZM26 87V86H24ZM52 87V86H51ZM53 87V88H54ZM171 88L173 90H171ZM26 89V88H25ZM64 89V90H63ZM87 89H89V87H87ZM142 89V90H144ZM170 89V90H168ZM190 89V92L188 91ZM27 91V89H26ZM33 91V90H32ZM33 91V92H34ZM37 91V92H36ZM145 91V90H144ZM186 91H188L189 93H186ZM25 92V91H24ZM134 92V91H133ZM154 92V91H153ZM166 94V93H168ZM171 92H175V94H172ZM33 93L35 96L37 94ZM191 93V94H190ZM151 94V95H152ZM172 94V95H171ZM177 94V95H178ZM190 94V95H189ZM198 93H196L197 95ZM78 95V94H77ZM76 95V96H77ZM162 95H164L162 97ZM166 95V96H165ZM182 95L184 97H182ZM185 95L187 96V98L185 97ZM194 95V94H193ZM155 96L153 98H155ZM195 96V95H194ZM71 97V98H70ZM183 99H182V98ZM36 99H39V96L35 97ZM53 98V97H52ZM124 98V97H123ZM169 98V97H168ZM126 99V98H125ZM28 100V99H27ZM59 100V101H57ZM150 100L151 104L150 103ZM237 101V103L239 105H242L244 108L243 109H234V110H231V102L233 101ZM48 101V102H47ZM123 101V100H122ZM128 101V100H127ZM154 101V102H153ZM158 101V102H159ZM196 101V100H195ZM59 102V104H58ZM188 103V102H187ZM39 104V103H38ZM58 104V106H57ZM62 106H61V105ZM126 104V103H124ZM192 104V103H191ZM195 104V103H194ZM197 104V102H196ZM30 105V103H29ZM154 107H153V106ZM182 105V106H181ZM31 106V105H30ZM40 106V105H39ZM57 106V107H56ZM124 106V105H123ZM156 106V107H155ZM183 108H181V107ZM198 106V105H197ZM41 107V108H42ZM125 107V106H124ZM161 109H160V108ZM171 107V106H169ZM182 109V111L180 112L179 109H178V113L180 114H176L177 112V108ZM70 108V107H69ZM154 108H159V115H155L154 116H157V117H161L160 115H162L163 117L170 115L172 116V112L171 111H175L174 113V117L177 118L179 116V120H178V126H177V129H176V135L175 136H171V132H170V129L172 128V126H169V121L173 122V116L170 117L169 116V120H165L163 117L162 119L159 120V118L157 119L156 117L153 118V122L154 123H151L152 120H148V116H150V112L152 109ZM174 108H176V110H174ZM54 109V110H53ZM185 111H184V110ZM45 110V109H44ZM50 110H47L48 112ZM69 110V109H67ZM126 110V108H125ZM46 111V110H45ZM50 111V113H51ZM66 111V110H65ZM161 111V112H160ZM171 112L170 114H167L168 112ZM44 112V111H43ZM68 112V111H67ZM49 113V114H50ZM54 112H52L50 115L53 116H49L48 114V118H45L47 119V121H50L52 122L54 119L57 120L56 118H58L56 115V112L55 114H53ZM66 113V112H65ZM65 113H62V114H65ZM182 113H183V116H182ZM53 114V115H52ZM60 114V113H59ZM176 114V115H175ZM61 115V114H60ZM66 116V114L64 115ZM126 116V117H127ZM199 116V115H197ZM62 117V116H61ZM60 117V118H61ZM141 117V118H140ZM182 117H185L184 120ZM171 118V120H170ZM195 118V117H194ZM152 119V118H151ZM164 119V120H163ZM167 119V118H166ZM181 119V120H180ZM187 119L189 120V122L187 121ZM196 119V118H195ZM198 119V117H197ZM26 120H29V119H26ZM32 120V119H31ZM123 120V119H122ZM139 120V121H138ZM155 120V121H154ZM162 120V121H161ZM183 120V121H182ZM186 120V121H185ZM124 121V120H123ZM149 123V121H151L150 125L147 123ZM187 122L186 124H182L181 122L184 123ZM37 122L42 124L44 123V119L42 118V111L40 113V117H38L37 119ZM128 122V121H127ZM163 122V123H161ZM130 123V124H131ZM180 123V124H179ZM197 123V122H196ZM47 124V123H46ZM131 124V125H132ZM175 124V123H174ZM24 125V124H23ZM22 125V126H23ZM26 125V124H25ZM30 125V124H29ZM43 125V124H42ZM45 125V124H44ZM128 125V124H127ZM170 125H173V123H171ZM191 125V126H190ZM218 125V126H217ZM40 126V125H39ZM197 126V127H196ZM33 127V126H32ZM31 127V128H32ZM35 127V126H34ZM132 128V127H131ZM195 128V129H194ZM197 128V129H196ZM33 129V128H32ZM66 129V128H65ZM24 130V129H23ZM26 130V129H25ZM132 130V129H131ZM129 130V131H131ZM190 131V132H189ZM190 133V135H189ZM53 134V133H51ZM35 135V134H34ZM146 135V137H144ZM154 136V137H153ZM52 137V136H51ZM85 137V136H84ZM153 137V138H152ZM157 137V138H156ZM189 137V138H188ZM89 138V136L87 137ZM149 138H150V141L152 143H150L149 141ZM155 138V139H154ZM63 143H64V140L63 138H61ZM65 139V138H64ZM85 139V138H84ZM100 139V138H99ZM148 139V140H147ZM152 139L154 142H152ZM60 140V139H59ZM96 140V139H95ZM125 140V138H124ZM156 140L157 143H156ZM208 140V139H207ZM44 141V140H42ZM46 141V140H45ZM61 141V142H62ZM87 141V139H85L83 142ZM101 141L103 140H100V143ZM127 141V140H125ZM160 141V144L158 143ZM25 142V141H24ZM23 142V143H24ZM33 142V141H31ZM49 141H47L48 143ZM94 142V141H93ZM34 143V142H33ZM46 143V142H45ZM89 143V142H88ZM91 143V142H90ZM103 143V142H102ZM101 143V144H102ZM128 143V142H127ZM154 143V144H153ZM20 144V143H19ZM86 144V143H84ZM92 144V143H91ZM130 143H128L129 145ZM173 143H171L172 145ZM18 145V144H17ZM57 145V144H56ZM60 145V144H59ZM62 145V144H61ZM82 145V144H81ZM89 145V144H88ZM131 145V144H130ZM129 145V146H130ZM33 146V145H32ZM39 146H40V142H39ZM37 145V147H39ZM129 146L127 148H129ZM154 146V147H155ZM162 146L160 148H162ZM208 146V147H207ZM34 148L35 145L33 146ZM78 147V145L76 146ZM125 147V146H124ZM131 147V146H130ZM133 147V146H132ZM131 148L130 151H133L134 150ZM205 147L208 148L209 150V147H210V144L206 145ZM20 148V147H19ZM25 148V147H24ZM28 148V147H26ZM43 148V147H42ZM79 148V147H78ZM83 148V147H82ZM190 148V147H189ZM40 149H41V146H40ZM128 149V150H129ZM132 149V150H131ZM136 149V148H134ZM167 149V147H166ZM203 149V148H202ZM29 150V149H28ZM72 150H75L72 149ZM95 150V149H94ZM127 150V151H128ZM138 150V149H137ZM154 150V149H153ZM190 150V149H188ZM198 150V149H197ZM22 151V149H21ZM40 151V150H39ZM76 157L74 159L73 155L72 157H67V161L69 162V165L71 166V168L73 166H77L80 170H84L86 166V164L83 162L82 158H81V153L80 151L77 149L76 150ZM125 151V150H124ZM165 148L163 147L161 149V152L160 153V158H162V160L164 159V155L165 154ZM195 151V149H194ZM192 151L191 149V152H194ZM211 151V149L209 150ZM31 152V151H30ZM33 152V151H32ZM31 152V153H32ZM90 152V151H89ZM137 152V151H135ZM155 152V150L153 151ZM188 152V151H187ZM190 152V151H189ZM190 152V153H191ZM35 153V152H34ZM33 153V154H34ZM130 153V152H129ZM128 153V154H129ZM157 153V152H156ZM70 154V153H69ZM106 154V153H105ZM151 154V153H150ZM153 154V153H152ZM187 155V154H185ZM30 157V155H28ZM32 156V155H31ZM105 156V155H104ZM127 156V155H126ZM183 156V155H182ZM213 156H211L213 158ZM96 157V156H95ZM100 157V156H99ZM98 157V159H99ZM130 157V156H129ZM128 157V160H130L131 162L129 163H137L139 162V160L136 162L137 159H133L134 157ZM184 157V156H183ZM186 157V156H185ZM189 157V155H188ZM62 157H60L58 160L59 162H65L66 161V156H65V161H64V157L61 159ZM72 158V159H70ZM97 158V157H96ZM95 158V159H96ZM127 158V157H126ZM107 159V158H105ZM133 159V160H132ZM148 159V158H147ZM90 160V159H89ZM100 166L103 167V172L107 178V176L111 177L113 175V169H111L110 166L108 165H102L103 162H102V159L100 157ZM111 160V159H110ZM126 160V159H125ZM124 160V161H125ZM127 160V162H128ZM183 160V159H182ZM86 161V160H85ZM92 160H90V163H91ZM185 161V160H184ZM88 162V161H86ZM93 162V161H92ZM126 162V163H127ZM149 162V161H148ZM146 161V163H148ZM152 162V160L150 161ZM164 162V161H162ZM175 162V161H174ZM56 163V162H54ZM118 163V162H117ZM140 163V162H139ZM89 164V163H87ZM113 164V162H112ZM125 164V163H124ZM49 165V164H48ZM120 165V164H118ZM118 165H117V168H118ZM139 165V164H138ZM89 166V165H88ZM97 166V165H96ZM121 166V165H120ZM56 167V164L54 165H50L48 166L46 169V172L43 171L42 173V176L41 175H38L37 172H35L36 174L35 175H38L36 176L38 181L41 183V186L42 185H45V180H42L39 178L40 177H43L45 178V174L47 173H53L54 170ZM99 167V166H98ZM101 167V168H102ZM126 167V166H125ZM140 167V166H139ZM26 168V166H18L16 168L17 170V173L18 171H23L24 169ZM89 168V167H88ZM121 168V167H120ZM131 168V167H130ZM159 168H160V165H159ZM158 168V169H159ZM52 169V170H51ZM180 169V168H179ZM42 170V169H41ZM161 170V169H160ZM32 171V170H31ZM51 171V172H50ZM76 173L79 174V171L77 172V169L75 170ZM123 171V170H122ZM136 171V170H135ZM138 173V171H136ZM162 172V171H161ZM164 172V170H163ZM45 173V174H44ZM70 173V172H69ZM75 173V174H76ZM158 173V172H157ZM44 174V175H43ZM56 174V172L54 173ZM73 174V173H72ZM74 174V175H75ZM83 174V173H81ZM85 174V172H84ZM92 174V173H91ZM101 174V173H100ZM120 174V173H119ZM134 174V173H133ZM163 174V173H162ZM189 174V175H188ZM51 175V174H50ZM57 175V174H56ZM48 175H46L47 177ZM76 176V175H75ZM81 176V175H79ZM78 176V177H79ZM90 176V175H89ZM103 176V177H102ZM114 176H115V173H114ZM158 176V175H157ZM21 177V176H20ZM19 177V178H20ZM49 177V176H48ZM53 177V176H52ZM73 177V176H72ZM92 178V176H90ZM89 177V178H90ZM94 177V176H93ZM102 178L106 179L104 177V175H101ZM109 177V178H110ZM118 175L116 176V179H117ZM191 177V178H189ZM18 177L15 176L13 179H12V182H16V181H19V178L17 179ZM101 178V179H102ZM119 178H123V176L119 177ZM183 179V182L182 184L184 183L185 186H182L180 187L182 184H177L178 183V179ZM208 178V179H207ZM21 179V178H20ZM84 179V178H83ZM98 179V178H97ZM99 179H100V176H99ZM205 179V178H204ZM110 180V179H108ZM22 181V179L20 180V182ZM86 180H82V182H84L83 184L82 183H79L78 185L76 184L74 187H72L71 189V192L72 194H75V195H80L81 194V191L83 192L84 196L81 194L82 196V202H83V205L84 207L86 208V212L88 213V208L91 207L92 205H90V201H91V197H92V191H90V189L87 187L89 185L90 186H93L94 184H96L95 181H93V183H90L87 185L88 182H85ZM148 181V180H147ZM37 182V180H36ZM81 182V180H80ZM17 183V182H16ZM22 183V182H21ZM76 183V182H74ZM73 183V184H74ZM201 183L203 185V187L205 188H209V192H206L208 193L207 196H204V197H208L207 199L209 200H206L205 198V203H208L207 205H205V209L207 208L206 206H210L212 205V207H214L213 204L211 202L212 199H214V197H218L220 195L221 192H224L226 194V196H228V199H229V205L228 207H226L225 209H222L224 211H222L221 209H219V211L217 210V212L215 211V209L217 208H214L211 216H209L207 218V216L205 217V215H207L206 213L207 212H210L208 211V208H207V211H205V214H201L204 212V206H202L201 209L198 205H200V203H198L199 201H195L197 198L200 197L199 194H201V197H202V192H203V187L201 186ZM19 184V182L17 183ZM25 184V183H24ZM64 184V183H63ZM93 184V185H92ZM21 185V184H20ZM38 185V184H37ZM56 185V184H54ZM98 185V184H97ZM191 185V186H190ZM12 186V185H11ZM31 186V185H29ZM96 186V185H95ZM9 187V186H8ZM51 187V188H50ZM49 189H54L53 191H55L56 187H52L50 186ZM97 187V186H96ZM213 189L212 191L210 190L211 188ZM63 188V187H62ZM91 188V187H90ZM94 188V187H93ZM92 188V189H93ZM12 189V188H11ZM14 189H16L14 187ZM1 190V189H0ZM33 190V189H32ZM150 190V189H149ZM12 191V190H11ZM14 191V190H13ZM17 191V190H16ZM50 192V190L48 191ZM219 192V195L217 194ZM14 193V192H13ZM23 193V192H21ZM27 193V192H25ZM92 193V194H91ZM192 193V194H190ZM15 194V193H14ZM19 194V193H18ZM18 194H16V196H18ZM28 194V193H27ZM47 194V193H46ZM189 194L191 196V198L193 197V199L191 198H187L190 204V206L192 208H190V206H188L186 203H185V199L184 197L186 198ZM204 194V193H203ZM9 196V193L7 194ZM11 195V193H10ZM57 195V191L53 192L50 194V199L54 201V203H59L58 202V199L56 197ZM99 195V194H98ZM103 195V194H102ZM101 195V196H102ZM199 195V196H198ZM15 195L11 196L12 200H13V197ZM22 196V195H20ZM52 196H55L54 198ZM59 196H60V193H59ZM100 196V195H99ZM182 196V197H180ZM197 198L195 199L194 198ZM7 197V196H6ZM5 197V200H9L10 197H8L6 199ZM79 197V196H78ZM204 197L203 200H204ZM11 198L9 200L10 204L8 205L9 207H11V202L13 203L14 201H11ZM20 197H18L17 199H19ZM16 199V197L14 198ZM75 199V197H74ZM190 199V200H189ZM25 200H26V196H25ZM28 200V199H27ZM73 200V198H72ZM185 200V201H184ZM195 203V204H198L195 206V204L192 202V201ZM198 200V199H197ZM188 201H186L188 203ZM26 202V201H25ZM204 202V201H203ZM67 203V202H66ZM193 203V204H192ZM21 204V202L19 203ZM24 204V203H23ZM26 204V203H25ZM28 204V203H27ZM26 204V205H27ZM68 204V203H67ZM141 204V203H140ZM6 205V207H8ZM16 204H14L13 207L11 208H14ZM30 205V204H29ZM172 205L174 206L175 209L171 210L172 209ZM3 206H4V202H3ZM17 206V205H16ZM19 206V205H18ZM17 206V207H18ZM24 205H22L23 207ZM67 206V205H66ZM71 206V205H70ZM143 206V205H142ZM194 206L198 209H200L199 211L196 212V210L194 209ZM198 206V207H197ZM201 206V205H200ZM27 207V206H26ZM31 207V206H30ZM211 207V206H210ZM209 207V208H210ZM3 207L1 206V209ZM16 208V207H15ZM20 208V206L18 207ZM16 208V209H18ZM33 208V207H32ZM119 208V207H118ZM6 209V208H3L1 212H3V210ZM15 209V210H16ZM23 209H25L23 207ZM30 209V208H29ZM7 210H10L11 209L7 208ZM20 209H18V212H19ZM122 210V208H121ZM145 210V209H144ZM191 210V211H190ZM211 210V208H210ZM221 210V211H220ZM8 211V212H10ZM212 211V210H211ZM12 212V211H11ZM16 213H18L17 211H15ZM100 212V211H99ZM117 212V211H116ZM14 213V212H13ZM216 213V214H215ZM219 213H223L224 216L226 217V222H222V225H219L218 221L216 222L217 224H213V226H210V227H207V225H209L208 222H212L213 221L215 222L216 217L215 215H219ZM12 213H10L11 215ZM15 214V213H14ZM95 214V213H94ZM94 214H89L87 216H89L91 219L94 220L95 222V218L97 219V214L96 216ZM101 214V213H100ZM118 214V213H117ZM115 214V215H117ZM131 214V213H130ZM195 214H201L200 215V218L198 219L197 217H199V215H197V217L195 218ZM3 215L4 212H3ZM13 215V214H12ZM86 215V214H85ZM123 215V214H122ZM14 216V215H13ZM20 216V215H19ZM141 216V214H140ZM204 217V219H202V217ZM222 216L219 215V217ZM12 216L10 217H7L6 215V218H11ZM17 217V215H16ZM37 217V216H36ZM100 217V216H99ZM3 218V216H2ZM5 218V216H4ZM15 218V217H14ZM14 218L11 220L13 221ZM19 218V217H18ZM88 219V217H86ZM89 218V219H90ZM122 218V217H121ZM224 218V217H222ZM47 219V218H46ZM86 219V220H87ZM88 219V221H86V223H88L90 220ZM135 220V218H133ZM197 219V220H196ZM7 221V219H5ZM93 220H92V226L95 227V225H93ZM100 220V218L98 220H96V222H98ZM105 220V219H104ZM125 220H127L125 218ZM132 220V219H131ZM200 220V221H199ZM219 220V219H217ZM220 220H221V217H220ZM219 220V221H220ZM224 220V219H223ZM222 220V221H223ZM9 221V220H8ZM8 221H7V225H8ZM47 223L45 224H48V220H46ZM107 221V220H105ZM121 221V220H119ZM204 221V222H202ZM10 222V221H9ZM126 222V221H124ZM123 222V223H124ZM135 222V221H134ZM201 222V223H199ZM221 222V221H220ZM11 223V222H10ZM9 223V224H10ZM17 223V222H16ZM85 223V224H86ZM109 224L110 221L108 222ZM107 223V225H108ZM127 223V222H126ZM132 223V222H131ZM199 223V224H198ZM208 223V224H207ZM225 223V224H224ZM227 223V224H226ZM95 224V223H94ZM105 224V222L103 223V225ZM116 224V223H115ZM197 224L199 226H197ZM17 225V224H16ZM76 225H78L76 223ZM102 225V224H101ZM100 225V226H101ZM135 225V223H134ZM5 226V225H4ZM13 226V225H11ZM36 226V225H35ZM37 226H40L39 224ZM46 226V225H44ZM91 226V227H92ZM109 226V225H108ZM188 226V228H187ZM48 227V225H47ZM87 229H85L86 231L85 232V235L87 234L88 235V232L90 230V227L87 225ZM6 227H4L5 229ZM15 229L16 227H12L11 229ZM40 228V227H39ZM46 228V227H45ZM93 228V227H92ZM106 227H104V231H102L101 233H105L106 231ZM111 228V227H110ZM108 228V229H110ZM125 228V227H124ZM187 228V229H186ZM202 228H199L201 229L202 231ZM3 229V228H2ZM33 229V228H32ZM37 229V228H36ZM123 229V228H122ZM204 229L205 232H204ZM226 229H230L233 231V236L232 237H227L228 233L227 234H224V231ZM35 230V229H34ZM51 230V229H50ZM88 230V232H87ZM94 231V229H92ZM116 230V229H114ZM123 230H126V229H123ZM190 230V231H189ZM40 231V230H39ZM42 231V229H41ZM40 231V232H41ZM92 231V232H93ZM117 231V230H116ZM193 231V230H192ZM1 232V231H0ZM4 232V231H3ZM6 232V231H5ZM100 232V231H99ZM98 232V233H99ZM197 232V231H195ZM26 233V231H25ZM24 233V234H25ZM44 233V231L42 232ZM83 233V232H82ZM90 233V232H89ZM95 233V232H94ZM108 233V232H107ZM200 233V232H199ZM208 233V234H207ZM210 233V234H209ZM4 235V233H2ZM1 234V235H2ZM6 234V233H5ZM22 234V235H24ZM150 234L152 235L150 238L153 240L154 237L153 235H155L154 233H151ZM33 233L32 231H30L28 233V235L26 236L25 240H24V243L23 244H27V247H23V248H27V251H28V255L31 257H36L38 258V256H36L35 254V249L36 248H33L34 247V238L32 237ZM83 235V234H82ZM112 235V234H111ZM158 237L160 236L159 234H157ZM156 235V236H157ZM230 236V235H229ZM84 238V237H82ZM110 238V237H109ZM143 238V237H142ZM145 238V237H144ZM161 238V237H160ZM159 238V239H160ZM162 238H163V235H162ZM79 239V238H78ZM74 240L75 242L76 241H79V240ZM103 239V238H102ZM102 239H100V241H102ZM150 239V240H151ZM104 240V239H103ZM107 240V239H105ZM104 240V241H105ZM152 240L150 242H152ZM18 242V240H16ZM70 241V240H68ZM139 241V240H138ZM137 241V242H138ZM160 241V240H159ZM49 242V241H47ZM84 242V241H83ZM141 242V241H140ZM146 242V241H145ZM157 242V241H156ZM50 243V242H49ZM71 243V242H70ZM74 243V242H73ZM76 243H79V242H76ZM100 243V242H99ZM98 243V244H99ZM104 243V242H103ZM155 243V242H154ZM187 243V242H186ZM45 244V243H44ZM96 244V243H94ZM143 244V243H142ZM157 244V243H156ZM183 244V243H182ZM185 244V243H184ZM20 245V244H19ZM17 246V248H19L20 246ZM47 245H49L50 247V244L47 243ZM91 245V244H90ZM110 245V244H109ZM141 245V244H139ZM138 245V246H139ZM146 245V244H145ZM188 245V243H187ZM194 245H198L199 247V244H197L196 242L194 243ZM25 246V245H24ZM46 246V244H45ZM71 246H72V243H71ZM100 246V244H99ZM108 246V245H107ZM156 246V245H155ZM183 245H181L182 247ZM193 246V247H195ZM96 247H97V244H96ZM112 247V246H111ZM110 247V248H111ZM142 248L145 247V246H141ZM148 247V245H147ZM14 248V247H13ZM46 248V247H45ZM72 248V247H71ZM149 248V247H148ZM152 248V246H151ZM187 248V247H186ZM197 248V246H196ZM200 249L198 250V252L201 250V247H199ZM11 249V248H10ZM15 249V248H14ZM19 249H22L19 248ZM50 249V248H49ZM163 249V248H162ZM160 249V250H162ZM194 249V248H193ZM198 249V248H197ZM196 249V251H197ZM208 249V251L206 250ZM12 250V249H11ZM23 250V249H22ZM106 250H109V249H106ZM122 249L117 247V246H113V249H112V252L114 253V259L112 258L111 260H107V259H104L102 258L103 256L101 254H103L104 252H102L101 254L98 255L97 251L96 250H87L85 252V258H84V264H121V255H122ZM206 250V251H205ZM105 251V250H104ZM137 251V250H136ZM134 250V256H136L137 253ZM177 251V250H176ZM195 251V250H194ZM131 252V251H130ZM139 252V251H138ZM162 252V251H161ZM167 252V250H166ZM197 252V253H198ZM206 252V253H205ZM17 252H12V255L13 254H16ZM109 253V252H108ZM143 253V252H141ZM145 253H147L145 251ZM129 254V253H128ZM180 254V253H179ZM199 254V253H198ZM204 254V255H203ZM21 257L23 254H21ZM112 255V254H111ZM131 255V254H129ZM176 255V254H175ZM201 255V254H199ZM102 256V257H100ZM183 256V255H182ZM201 256V257H202ZM13 257V256H12ZM16 257V256H15ZM14 257V258H15ZM42 257V256H41ZM130 257V256H129ZM144 257V256H143ZM137 258V257H136ZM172 258V257H171ZM174 258V257H173ZM200 258V256H199ZM33 259V258H32ZM42 259V258H41ZM124 259V258H123ZM130 259V258H129ZM143 259V258H142ZM126 260V259H125ZM145 260V258L143 259ZM149 260V259H148ZM172 260V259H171ZM200 260V259H198ZM197 260V261H198ZM21 262V260H19ZM18 261V263H19ZM40 261V260H39ZM131 261V260H130ZM153 261V259L151 260ZM17 262V261H15ZM35 262V261H33ZM71 262V261H70ZM141 262V260H140ZM174 262H177V261H174ZM173 262V264H174ZM199 262V261H198ZM23 263V262H21ZM127 263V262H126ZM149 263V262H148ZM25 264V263H24ZM41 264V263H40ZM135 264V263H134ZM159 264H168L167 260L164 259L162 260Z\"/></svg>","mask_w":264,"mask_h":264}]
</instances>
